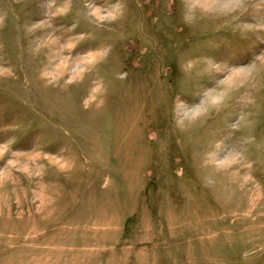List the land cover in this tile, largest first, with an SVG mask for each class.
<instances>
[{"label": "rangeland", "instance_id": "rangeland-1", "mask_svg": "<svg viewBox=\"0 0 264 264\" xmlns=\"http://www.w3.org/2000/svg\"><path fill=\"white\" fill-rule=\"evenodd\" d=\"M0 264H264V0H0Z\"/></svg>", "mask_w": 264, "mask_h": 264}, {"label": "bare ground", "instance_id": "bare-ground-1", "mask_svg": "<svg viewBox=\"0 0 264 264\" xmlns=\"http://www.w3.org/2000/svg\"><path fill=\"white\" fill-rule=\"evenodd\" d=\"M95 59V58H94Z\"/></svg>", "mask_w": 264, "mask_h": 264}]
</instances>
